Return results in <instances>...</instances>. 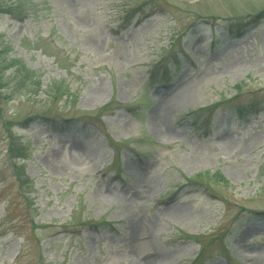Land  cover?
<instances>
[{
	"label": "rangeland",
	"instance_id": "374dc122",
	"mask_svg": "<svg viewBox=\"0 0 264 264\" xmlns=\"http://www.w3.org/2000/svg\"><path fill=\"white\" fill-rule=\"evenodd\" d=\"M0 264H264V0H0Z\"/></svg>",
	"mask_w": 264,
	"mask_h": 264
},
{
	"label": "trees",
	"instance_id": "16d2710c",
	"mask_svg": "<svg viewBox=\"0 0 264 264\" xmlns=\"http://www.w3.org/2000/svg\"><path fill=\"white\" fill-rule=\"evenodd\" d=\"M26 74H28V72H26ZM27 77L28 76H26V78ZM221 105H222V102H220L219 104H215L211 107L201 108V109H198L195 111H190L184 116L183 120L185 119V120L189 121L190 119L195 118V120L201 122L203 120L202 118H207L208 121L212 122L213 116L215 114L214 112ZM241 113H242L241 110H238L237 114L239 115ZM183 120L181 121V123H183ZM36 121H41L42 123L55 122L56 125H61L64 123V125L68 126L69 129H71V127H73L75 125L76 120L64 119L62 117H57V116L52 117V116L40 114V115H36L34 118H31V122H36ZM65 129H67V128H60V127L58 128L57 126H55L53 128V131L65 132ZM15 174H16V176H18V182L21 184V190L27 191V190H30L31 188L34 187L33 181H31L30 178L25 174L24 169L22 172L15 171ZM213 177H214V179H217V180H220L221 182L226 183L224 178L220 175H214ZM204 179H206L204 176L197 177V179H195L194 181H190V182L195 183V184L196 183L200 184L201 181H203ZM21 193L23 194V192H21ZM204 254H205V252L202 250V252L199 254L198 260H200L202 257H204Z\"/></svg>",
	"mask_w": 264,
	"mask_h": 264
}]
</instances>
